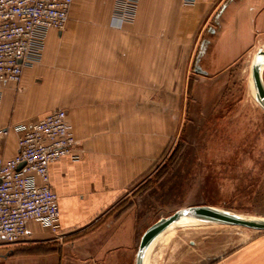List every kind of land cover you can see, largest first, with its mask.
<instances>
[{"label": "crops", "instance_id": "1", "mask_svg": "<svg viewBox=\"0 0 264 264\" xmlns=\"http://www.w3.org/2000/svg\"><path fill=\"white\" fill-rule=\"evenodd\" d=\"M115 2L75 0L66 28L49 32L42 61L25 69L19 85L0 84V129H10L0 141L5 159L17 155L16 126L57 109L68 113L80 156L49 169L61 230L29 223L23 243L0 247V264H75L76 258L107 264L117 258V248L108 249L122 228L116 207L154 161L153 142L139 139V125H148L140 114L154 113L155 98L175 97L177 90L182 95L190 80L228 79L264 43V0H197L191 6L184 0H140L134 22L126 25L113 17ZM59 96L66 97L65 108ZM129 232L130 247L139 245ZM209 256L184 251L179 264H264V235L204 263Z\"/></svg>", "mask_w": 264, "mask_h": 264}, {"label": "rangeland", "instance_id": "2", "mask_svg": "<svg viewBox=\"0 0 264 264\" xmlns=\"http://www.w3.org/2000/svg\"><path fill=\"white\" fill-rule=\"evenodd\" d=\"M261 49L264 43L241 59L227 80H190L182 95L177 90L175 97L155 98L154 113L140 114L148 125H139V139L153 142L154 161L119 200L115 214L122 228L108 245L117 248V258L107 264H135L138 244L130 247L129 230L140 241L149 227L184 208L212 206L264 220V110L251 78ZM57 100L65 108L66 97ZM173 224L154 238L149 264H179L178 255L189 250L206 252L204 263H210L264 235L211 222L176 229ZM75 264H83L81 258Z\"/></svg>", "mask_w": 264, "mask_h": 264}, {"label": "built area", "instance_id": "3", "mask_svg": "<svg viewBox=\"0 0 264 264\" xmlns=\"http://www.w3.org/2000/svg\"><path fill=\"white\" fill-rule=\"evenodd\" d=\"M74 1L0 0V84L19 85L25 69L42 61L49 32L66 28ZM139 1L116 0L114 19L121 25L132 24ZM184 1L188 6L197 2ZM14 129L19 133L17 155L5 159L0 153V247L23 243L31 222L54 233L61 230L58 197L50 185L49 169L67 157L80 159L64 109ZM9 132V128L0 129V141Z\"/></svg>", "mask_w": 264, "mask_h": 264}, {"label": "water", "instance_id": "4", "mask_svg": "<svg viewBox=\"0 0 264 264\" xmlns=\"http://www.w3.org/2000/svg\"><path fill=\"white\" fill-rule=\"evenodd\" d=\"M262 68H264V50L261 49L258 51L253 60L252 81L256 101L264 110V80L262 77ZM22 167L23 166H20L19 170H21ZM183 218H193L215 223L217 225L242 227L257 232H264V220L251 219L238 214H230L226 210L218 209L212 206L188 207L175 212L167 218L159 220L145 231L138 245L135 264H144L146 252L153 239L160 232L167 229L171 224Z\"/></svg>", "mask_w": 264, "mask_h": 264}, {"label": "bare ground", "instance_id": "5", "mask_svg": "<svg viewBox=\"0 0 264 264\" xmlns=\"http://www.w3.org/2000/svg\"><path fill=\"white\" fill-rule=\"evenodd\" d=\"M252 78V77H251ZM254 93H255V90H254ZM176 223V224H175ZM174 224L176 225L175 229L176 228H179V227H182V226H188V225H195V224H203V223H209V222H206V221H203V220H198V219H193V218H183L177 222H175ZM173 224V225H174ZM172 226V225H171ZM174 229V230H175ZM160 235V234H159ZM155 244V243H154ZM157 244V243H156Z\"/></svg>", "mask_w": 264, "mask_h": 264}]
</instances>
